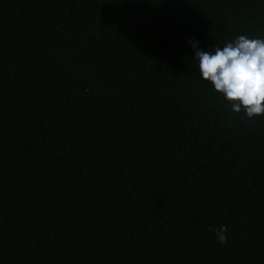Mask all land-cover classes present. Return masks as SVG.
<instances>
[{
    "label": "trees",
    "instance_id": "trees-1",
    "mask_svg": "<svg viewBox=\"0 0 264 264\" xmlns=\"http://www.w3.org/2000/svg\"><path fill=\"white\" fill-rule=\"evenodd\" d=\"M241 35L264 0H0V264H264V114L189 43Z\"/></svg>",
    "mask_w": 264,
    "mask_h": 264
},
{
    "label": "clouds",
    "instance_id": "clouds-1",
    "mask_svg": "<svg viewBox=\"0 0 264 264\" xmlns=\"http://www.w3.org/2000/svg\"><path fill=\"white\" fill-rule=\"evenodd\" d=\"M189 43L195 50L200 76L232 102L233 111L243 110L249 118L264 114V39L241 35L208 51L202 50L195 38ZM209 230L218 243H228L226 226Z\"/></svg>",
    "mask_w": 264,
    "mask_h": 264
}]
</instances>
